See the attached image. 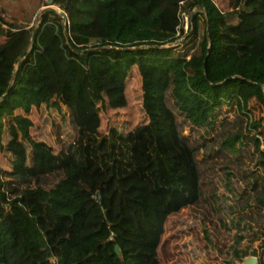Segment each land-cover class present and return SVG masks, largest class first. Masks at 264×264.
<instances>
[{"label": "trees", "instance_id": "trees-1", "mask_svg": "<svg viewBox=\"0 0 264 264\" xmlns=\"http://www.w3.org/2000/svg\"><path fill=\"white\" fill-rule=\"evenodd\" d=\"M53 2L0 11V264H158L180 210L264 264V0Z\"/></svg>", "mask_w": 264, "mask_h": 264}, {"label": "rangeland", "instance_id": "rangeland-1", "mask_svg": "<svg viewBox=\"0 0 264 264\" xmlns=\"http://www.w3.org/2000/svg\"><path fill=\"white\" fill-rule=\"evenodd\" d=\"M40 3L41 0H0V11L7 21L16 23L17 25L34 26ZM253 20L252 16H245L243 18V21L246 23H250ZM3 26L6 25L3 24ZM249 107L255 115L260 113L258 106L250 104ZM54 114V112H50L47 109L41 113L39 110L34 112L35 120L40 125L43 124V134L50 139L53 138V133L49 123L45 122V119ZM102 116L106 119L103 129H106L116 119L115 112L109 109L104 110ZM56 117L60 119L59 115ZM129 128V125H125L124 130H129ZM262 132L264 140V129H262ZM261 148H264V143ZM9 168L10 165L7 158L0 152V170H8ZM227 185L226 183H220V189L225 193L228 192L225 190ZM90 203L94 206L93 211H95V213H91L89 219V223L92 225L100 220L102 214L96 206L93 197H91ZM157 253L158 264H241L237 259H230V255L223 258L210 246H207L201 237L200 224L184 210L172 213L167 217Z\"/></svg>", "mask_w": 264, "mask_h": 264}, {"label": "built area", "instance_id": "built-area-1", "mask_svg": "<svg viewBox=\"0 0 264 264\" xmlns=\"http://www.w3.org/2000/svg\"><path fill=\"white\" fill-rule=\"evenodd\" d=\"M49 7H53L54 10L60 14L61 16V23L62 25H66L68 23L67 21V18H66V15L65 13L62 11V9H60L58 6H56L55 4H46V0H41V3H40V6H39V12L44 10V9H47ZM38 12V14H39ZM37 14V16H38ZM36 16V18H37ZM187 20H188V15L186 13H182V28H183V31H185L187 29ZM36 21V19H35ZM181 38L178 39V41L180 40Z\"/></svg>", "mask_w": 264, "mask_h": 264}, {"label": "water", "instance_id": "water-1", "mask_svg": "<svg viewBox=\"0 0 264 264\" xmlns=\"http://www.w3.org/2000/svg\"><path fill=\"white\" fill-rule=\"evenodd\" d=\"M53 3V0H46V4H52ZM50 9L54 10L53 7H49ZM33 33L31 34V38L30 40H32L33 38ZM114 252L115 253H118V249L116 246H114ZM241 264H257V258L255 256H248L246 258L243 259L242 263Z\"/></svg>", "mask_w": 264, "mask_h": 264}, {"label": "clouds", "instance_id": "clouds-1", "mask_svg": "<svg viewBox=\"0 0 264 264\" xmlns=\"http://www.w3.org/2000/svg\"><path fill=\"white\" fill-rule=\"evenodd\" d=\"M52 4H55L54 2Z\"/></svg>", "mask_w": 264, "mask_h": 264}]
</instances>
